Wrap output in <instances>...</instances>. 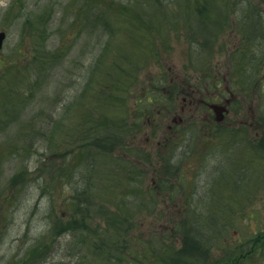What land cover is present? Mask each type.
Returning <instances> with one entry per match:
<instances>
[{"label":"rangeland","instance_id":"374dc122","mask_svg":"<svg viewBox=\"0 0 264 264\" xmlns=\"http://www.w3.org/2000/svg\"><path fill=\"white\" fill-rule=\"evenodd\" d=\"M150 1H153L152 6L148 4ZM186 1L0 0V30L7 32L0 56V65L5 67L0 69V99L6 96L7 104H4L8 107L7 114L0 111V264H129L128 261L107 257L109 254L104 256L105 246L108 243L120 246L125 244L129 248L125 254V258H128L131 256V239L134 236L150 238L158 230V234L165 232L167 242L171 243L173 225L177 222L179 224L180 218L181 222L188 219V216L183 217L182 210L194 204L186 197L189 191L183 190L178 196H172L173 191L166 188L159 194V213L154 215L149 213L150 208L143 207L141 215L132 214L129 217L126 232L121 231L116 235L113 231L106 234L105 229L98 231L101 221L99 213L93 214L90 233L82 234L81 229L70 228L68 221L74 213L71 196L73 172L76 170L72 168L73 160L68 159L73 156H65L66 150L59 142L60 132L72 126L76 122L74 118L104 117L101 109L96 106L97 103L100 108V103L92 102V99L95 100L97 95V85L98 94L106 90L103 88L107 86L106 81L99 82L111 57L121 55V51L126 55L131 53L134 58L138 56L134 60H140L141 63L133 66L132 82L125 91V112L119 108L125 117L131 105L136 103L135 100L144 97L153 84L161 86L160 82H178L188 76L197 82L200 80L197 78L199 73L193 70L206 65L214 68L225 64L230 60V52L234 53L237 48L235 45L239 46L243 39L251 40L252 55L264 59V37L258 38V34L247 36L236 20L238 11L246 8L259 13L263 11V25L254 29L264 28V1L233 0L234 3L228 5L226 10L227 15L232 10L233 24L230 25V16L228 21L217 20L214 16L217 33L214 26L212 33H208L210 40L202 36L206 28L201 26L202 31L200 24H195L197 20L189 24L185 18L176 17L171 21L160 22V9H163L164 16L168 14L167 8L180 16L181 12L178 11L187 7ZM122 5H126L124 11L128 13L144 15L148 11L153 12L154 17L148 16L150 23L147 25L141 26L136 22L131 24L128 20L134 21L135 18L133 15L121 14L124 12ZM84 7H88L86 18L83 16ZM239 7L244 8L240 10ZM213 11L215 14H212L216 15L217 9ZM145 30H150L151 39L145 37ZM197 31L202 36L200 40L208 43L204 54L203 46L199 48L197 44L200 41H191ZM140 36L142 42L138 39ZM147 50L149 54H146ZM141 51L144 53L138 55ZM260 68H264V61ZM251 72L256 73L255 70ZM260 74L263 77L257 82L260 93L258 98L254 96L260 100V104L250 99L247 92L252 111H247L242 117L237 106L233 108L232 116L227 118L230 121L244 118L245 123L250 124L248 141L251 144L256 142L255 134L260 132V137L264 139V117H252L254 113L264 116L263 71ZM8 75L11 81H6ZM168 93V90H163L162 95ZM143 113H147V110H142L140 105L139 115ZM163 121L154 122L163 128L167 125L166 121L161 126ZM198 121L196 117L186 119L184 129H193L191 136L194 146L190 156L182 155V162L195 153H204L210 142L216 141L218 136L217 127L206 129ZM48 129L50 131H46ZM51 133L53 140L51 137L47 141ZM205 133L208 139H205ZM235 147L239 145L232 148ZM149 149L154 152V146ZM166 153L170 154V150L163 153L160 151V157L168 156ZM218 155L219 162L226 163L227 156ZM151 156L153 164L142 169L148 175V183L153 179L154 169H159L163 177L169 180L176 178V175L172 177L167 166L163 170V166L168 163L167 158L161 160L157 155ZM207 161L209 168L202 172L198 165L189 168L190 183L195 173L196 180L213 179L211 169L217 164L215 161L210 163V154ZM66 163L72 168H68L72 175L69 179H66L69 171L63 169ZM232 165L231 168L235 170ZM201 190L200 187L199 192L196 190L197 193H191L194 200L201 197L202 194L198 195L202 193ZM233 227L234 232L230 230L229 236L234 233L243 239L250 225L246 221L242 223L235 220ZM102 242H106V245ZM180 245L183 243L178 242L174 248L179 250L182 247ZM205 249L208 251L202 252L201 249L198 254H207L210 258L212 253L211 260L215 259L210 247Z\"/></svg>","mask_w":264,"mask_h":264},{"label":"trees","instance_id":"16d2710c","mask_svg":"<svg viewBox=\"0 0 264 264\" xmlns=\"http://www.w3.org/2000/svg\"><path fill=\"white\" fill-rule=\"evenodd\" d=\"M215 1L217 6L214 0H187V7H183L178 11L181 12L180 16H177L178 13L173 14L170 8L166 9L168 14L164 16L162 14L163 9H160V22L171 21V19L176 17L185 18L189 24L197 20L195 24H200L199 27L201 30V26L206 28L205 34L202 36L210 40L211 36L209 34L212 33V28L214 26L217 33V24H215L213 17L215 16L217 20L228 21L230 16L231 20L232 10H230L228 15L226 10L228 5L234 3L233 0ZM152 2L150 1L148 3L149 6ZM254 2L256 1L254 0ZM122 8L123 11L126 10V5H122ZM243 8L244 7H239L240 10H243ZM215 9H217V12L216 15H213L212 13H214L213 10ZM83 10V16L86 18L88 7L83 8ZM235 11H237V9H235ZM238 13L236 20L238 21V25L246 31L247 36L258 34V38L263 39L264 28L254 29L263 25V16L261 15L263 11L259 13L258 11L254 12L246 8L243 11H238ZM121 14L127 16L133 15L135 22L141 26L150 23V19L148 18L149 15L154 17L153 12L151 13L148 11L144 15H136L126 11ZM129 22L132 24L134 21ZM232 24L233 22L231 20L230 25ZM235 26L237 28L236 23ZM250 27L252 28L249 29ZM150 33V30L146 31L145 37L147 39L148 36L151 39ZM196 34L197 35L194 34L191 37V41H200V43L197 44L200 45L199 48L203 46L202 53L204 54L207 52L204 49H206L208 43L207 41L200 40L202 36L198 31ZM138 39L141 40L140 42L143 40L141 36L138 37ZM143 53L144 51H141L138 55ZM147 53L149 54L148 50L146 51V54ZM253 53L250 39H243V43L237 46L234 53L230 52L229 57L231 61H234L233 66L236 70L235 75L237 81H248L258 84L259 73L251 71L255 70L257 72L262 59H260L259 56L255 57L252 55ZM137 57H132L131 53L126 55L124 51H121V55H113L111 57V62L108 67H106L104 76L99 82L100 84L104 80L106 81L107 86L103 87L106 90L98 94L99 85H97V95L95 96V100L92 99V102L100 103V108L97 103L96 106L98 109H101V113L104 117H79V119L76 117L74 120L77 123L73 122L72 126L60 132L61 139L59 142L62 144V148L66 150L65 156H73L68 159L73 160L72 168L76 170L73 172L74 194L72 201L74 204V213L72 218L68 221V226L73 229H81L82 234L91 232V224L94 222V213H99L101 216L100 227H96L98 231L105 229L106 234L107 232L113 231L116 235L121 231L126 232L128 230L129 217L132 214L141 215L143 207L150 208L149 213H153L154 215L159 213V208H157L160 205L158 193L148 187L146 182L148 180V175L144 174L142 170L149 164H153L152 156L142 147L134 145L136 135L142 131V122L139 117H130L129 111L127 112V117H125L123 115L124 113L122 114V111L119 110L121 107L125 112L124 100L127 98L125 97V91L127 86L132 82L131 75L135 69L133 66L141 65L140 60H134ZM1 68L5 67L0 65V69ZM209 68L210 66L206 65L203 66V70L195 69L193 71L202 72L203 79L209 80L214 77ZM14 73L15 71L13 74ZM5 79L6 81H11V76L8 75ZM249 88L248 91H250ZM113 89L114 91H112ZM245 91H247V89ZM6 100V96L2 100L0 99V111L2 114H7L8 111V107L4 104H7ZM152 118L159 119L160 117ZM57 125L58 123L56 126ZM235 130H237L235 131L236 133H231V136L235 138L236 141L242 140V137L239 136L237 132L244 134V131L239 129ZM46 131H50V129ZM182 132L184 131H181V133ZM52 133L47 141H49L51 137L53 140ZM180 144L181 143H179L178 146ZM178 146H176V149H178ZM261 148L264 152V139L261 141ZM241 155V160L245 163L259 162L257 149L251 150L248 155H246V151L243 149ZM68 168L70 169L71 165L66 163L63 169L69 171ZM168 169L171 174L177 175L180 171L179 163L173 164V162L168 161ZM71 170L66 174V179L71 177ZM156 170L158 171L159 169ZM153 173L156 174L157 172L153 171ZM161 175L162 173L159 171L156 174L161 184L159 189L170 187V181L165 182L164 178L163 180L159 179ZM237 176L243 178L241 170H236L235 178H237ZM228 177L229 179H234L232 174H229ZM170 188L173 189V187ZM143 203L146 204L144 205ZM209 207L211 208V204ZM214 207L215 205H212V210H214ZM196 211V209H192L185 215L188 216V219L185 220V225L181 223L180 220L179 224H177L178 222L174 224V230L170 232L173 234L170 238L171 243L167 242V235L165 232L158 234L159 231H154V233L150 235V238L134 236V238L131 239L133 246L130 250L131 256L128 258H125V254L128 253L129 248L125 244L120 246L110 245V243H108L106 245V242H102L106 245L103 250L104 256L109 254L107 257L117 261L120 259L128 261L129 264H214L215 261L213 259L211 260L212 253L209 258L207 254H198V251L203 249L202 252H206L208 251L205 249L207 247H210L211 251V246L216 242L219 235H222L226 226H224L220 220L219 224L214 226L212 214L209 209L208 211L211 215L209 214L206 217L200 216ZM178 242H182L183 245H180V247H182L176 250L174 247Z\"/></svg>","mask_w":264,"mask_h":264},{"label":"flooded vegetation","instance_id":"af4514ba","mask_svg":"<svg viewBox=\"0 0 264 264\" xmlns=\"http://www.w3.org/2000/svg\"><path fill=\"white\" fill-rule=\"evenodd\" d=\"M222 70H224L223 66L217 68V73H215L214 77L209 80H204L202 78L201 81L195 83L187 81L181 82L178 84V91H176V95L182 104H178L176 99L167 98L165 99L166 104L159 110V112L163 111L165 114L164 117H185L181 123L186 120V117H196V119L201 120V126L210 130H213L215 127H217V130L227 128L229 130L227 137H216V141L210 142V146L216 148V153L212 155V161H215V163L219 162L220 156L218 154L227 156L226 149L220 147L219 145L226 144L229 149V153L234 152L235 148L232 147L235 145H242L246 151V155H248L251 150H258L259 162L244 164L245 180L243 181V195L235 196L233 187L234 181L231 180L227 185L226 199L221 198V201L228 204L227 220L224 224L229 232L230 230L234 232L233 226L237 215L239 214V212L235 211V209L239 208V204L242 205L241 211L244 217L240 220L248 221V224L250 225V229H248L249 232L243 237V239L234 233H232L231 236L228 235V238H225V240H227L226 251L224 249H219L217 239V243L213 246V253L215 257L213 260L215 261L214 264H264V152L261 148V141L263 139L260 137L262 133L260 132L259 134H255L257 136L256 142L251 144L248 141V128L250 127V124H246L244 118H237L234 121L227 119L232 116L234 107L238 106V108H240L242 117L247 114V111L250 113L252 111V107L248 103V98L241 92L240 83H237L236 86L234 78L231 76V72L228 71L227 73H224ZM220 76H222L223 81H217ZM245 86L246 85L244 84L243 87ZM171 102H173V104L175 103L173 109L171 108ZM178 109L180 110L179 113ZM223 114L224 116H222ZM241 116L238 115V117ZM216 117L225 118L223 121L218 122ZM252 117L263 116L254 113ZM180 124L167 125L163 134L159 136L163 139L157 140L156 149L161 147L163 153L165 150L169 149V146L172 143L176 142V131L178 130V126ZM235 124L238 129L242 128L244 130V134H240L242 137V140L240 141H236L235 138L231 136V133H236V127H234ZM155 129L156 127L154 124L145 128V138L144 136L139 135L138 140L143 142V139H145V145H148V147L151 148L153 146V140L156 139L154 135ZM205 135V139H208V134L205 133ZM206 159L207 158H205V160ZM192 160L198 161L197 164L199 165L202 163L203 159L201 156L195 155L186 160L184 162V166L186 164H191ZM214 175H217V173H214ZM212 181L213 180H197V183L199 184L198 186L206 188L201 197H212V192L209 190L210 188H213L211 183ZM213 182L218 186L221 185V180ZM236 204L238 205L236 206Z\"/></svg>","mask_w":264,"mask_h":264},{"label":"bare ground","instance_id":"6f19581e","mask_svg":"<svg viewBox=\"0 0 264 264\" xmlns=\"http://www.w3.org/2000/svg\"><path fill=\"white\" fill-rule=\"evenodd\" d=\"M212 162H214V161H211L210 163H212ZM216 164L217 165H213L214 167H212V169H211L212 171L211 172L213 173V171H214V173H218L220 175L221 185L218 186L217 184H215L212 181L211 183L213 185V192L219 193V194L224 195V196H227V185H228V182L230 181L229 177H228V172H232L233 171V168H231L232 163H221V162H218ZM232 167H233V165H232ZM207 168H209V164L206 166V169ZM207 203L199 202L195 206L197 211H198V214L200 216L205 213Z\"/></svg>","mask_w":264,"mask_h":264},{"label":"water","instance_id":"95a60500","mask_svg":"<svg viewBox=\"0 0 264 264\" xmlns=\"http://www.w3.org/2000/svg\"><path fill=\"white\" fill-rule=\"evenodd\" d=\"M5 38H6V32L0 31V53H1Z\"/></svg>","mask_w":264,"mask_h":264}]
</instances>
